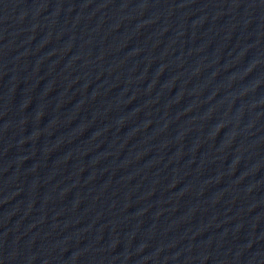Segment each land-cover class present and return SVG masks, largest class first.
I'll list each match as a JSON object with an SVG mask.
<instances>
[{
	"label": "water",
	"instance_id": "1",
	"mask_svg": "<svg viewBox=\"0 0 264 264\" xmlns=\"http://www.w3.org/2000/svg\"><path fill=\"white\" fill-rule=\"evenodd\" d=\"M0 264H264V0H0Z\"/></svg>",
	"mask_w": 264,
	"mask_h": 264
}]
</instances>
